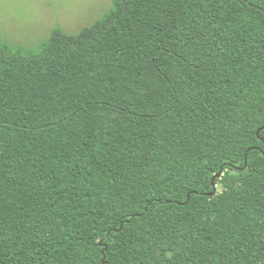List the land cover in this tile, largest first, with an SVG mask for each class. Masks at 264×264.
<instances>
[{
	"label": "trees",
	"instance_id": "obj_1",
	"mask_svg": "<svg viewBox=\"0 0 264 264\" xmlns=\"http://www.w3.org/2000/svg\"><path fill=\"white\" fill-rule=\"evenodd\" d=\"M0 264H264V0L0 43Z\"/></svg>",
	"mask_w": 264,
	"mask_h": 264
},
{
	"label": "rangeland",
	"instance_id": "obj_2",
	"mask_svg": "<svg viewBox=\"0 0 264 264\" xmlns=\"http://www.w3.org/2000/svg\"><path fill=\"white\" fill-rule=\"evenodd\" d=\"M111 6L112 0H0V43L35 50L52 30L74 34ZM216 191H222L219 185Z\"/></svg>",
	"mask_w": 264,
	"mask_h": 264
}]
</instances>
